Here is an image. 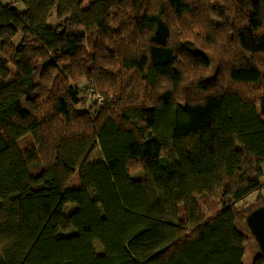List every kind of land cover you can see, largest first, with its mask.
Instances as JSON below:
<instances>
[{
    "label": "trees",
    "instance_id": "1",
    "mask_svg": "<svg viewBox=\"0 0 264 264\" xmlns=\"http://www.w3.org/2000/svg\"><path fill=\"white\" fill-rule=\"evenodd\" d=\"M17 2L0 0V264H246L264 0Z\"/></svg>",
    "mask_w": 264,
    "mask_h": 264
},
{
    "label": "rangeland",
    "instance_id": "2",
    "mask_svg": "<svg viewBox=\"0 0 264 264\" xmlns=\"http://www.w3.org/2000/svg\"><path fill=\"white\" fill-rule=\"evenodd\" d=\"M17 1L18 2L16 3V5L19 8H22V2H21V0H17ZM217 67H218V65H217V63H215L214 64V67L212 68L210 77H214L216 75V73H217ZM81 86H82V89H83V95L88 96V97L91 98V95H90V84H89L88 80H86V79L83 80L82 83H81ZM98 100H99V98H98ZM6 136H7V138H9L8 133H6ZM101 157H102V155H101L100 150H96V152L93 155V159L94 160H97V159H100ZM263 180H264V178H263ZM79 184H80L79 177H78V175H76L72 179V181L70 183V187L71 188L77 187ZM256 197H257V195H256ZM254 198H255L254 195H252L251 197H248L247 201L248 202H251V200H254ZM200 205H201V208H202V212L208 216L209 215V212H208V208L206 207V205L204 203H202V202L200 203ZM74 208H76V204L69 203L65 207V212L66 213H69ZM247 214H248V212H247ZM247 214L245 216H243V217H241V218L238 219L237 225H238V228L242 232H244L245 234L251 236V240L247 244L245 263L246 264H253V260H254V258L256 256L257 252H259L261 250H260L259 243L257 242L255 236L253 235L252 230H251V227H250V225L248 223V219L247 218H248V216L250 214L248 216H247Z\"/></svg>",
    "mask_w": 264,
    "mask_h": 264
},
{
    "label": "water",
    "instance_id": "3",
    "mask_svg": "<svg viewBox=\"0 0 264 264\" xmlns=\"http://www.w3.org/2000/svg\"><path fill=\"white\" fill-rule=\"evenodd\" d=\"M247 219L260 250L264 253V206L252 211Z\"/></svg>",
    "mask_w": 264,
    "mask_h": 264
},
{
    "label": "crops",
    "instance_id": "4",
    "mask_svg": "<svg viewBox=\"0 0 264 264\" xmlns=\"http://www.w3.org/2000/svg\"><path fill=\"white\" fill-rule=\"evenodd\" d=\"M3 3H10V2H13V1H15V0H1ZM263 192H264V189H263ZM258 195V193L257 192H254V193H252L249 197H251L252 195H254V200L256 199V195ZM254 200H251V201H254Z\"/></svg>",
    "mask_w": 264,
    "mask_h": 264
},
{
    "label": "built area",
    "instance_id": "5",
    "mask_svg": "<svg viewBox=\"0 0 264 264\" xmlns=\"http://www.w3.org/2000/svg\"><path fill=\"white\" fill-rule=\"evenodd\" d=\"M103 102V98H99V103Z\"/></svg>",
    "mask_w": 264,
    "mask_h": 264
}]
</instances>
